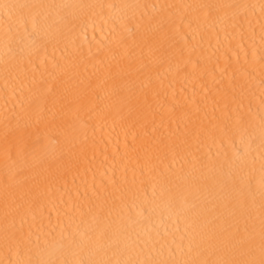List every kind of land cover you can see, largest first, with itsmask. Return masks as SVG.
Segmentation results:
<instances>
[{"label": "bare ground", "instance_id": "obj_1", "mask_svg": "<svg viewBox=\"0 0 264 264\" xmlns=\"http://www.w3.org/2000/svg\"><path fill=\"white\" fill-rule=\"evenodd\" d=\"M262 248L264 0H0V264Z\"/></svg>", "mask_w": 264, "mask_h": 264}, {"label": "snow or ice", "instance_id": "obj_2", "mask_svg": "<svg viewBox=\"0 0 264 264\" xmlns=\"http://www.w3.org/2000/svg\"><path fill=\"white\" fill-rule=\"evenodd\" d=\"M262 258L259 260V261H255V260H252V261H247L245 262V264H264V248H262ZM223 264V262H222Z\"/></svg>", "mask_w": 264, "mask_h": 264}]
</instances>
